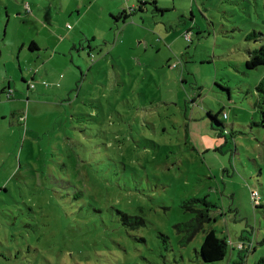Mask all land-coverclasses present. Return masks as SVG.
Returning a JSON list of instances; mask_svg holds the SVG:
<instances>
[{"label": "rangeland", "instance_id": "374dc122", "mask_svg": "<svg viewBox=\"0 0 264 264\" xmlns=\"http://www.w3.org/2000/svg\"><path fill=\"white\" fill-rule=\"evenodd\" d=\"M260 47L264 0H0V264H254Z\"/></svg>", "mask_w": 264, "mask_h": 264}, {"label": "trees", "instance_id": "16d2710c", "mask_svg": "<svg viewBox=\"0 0 264 264\" xmlns=\"http://www.w3.org/2000/svg\"><path fill=\"white\" fill-rule=\"evenodd\" d=\"M128 16L126 10L121 11L116 18L122 17L125 19ZM250 35H254L251 33ZM30 48H36L34 43L32 42ZM259 65H264V48L260 47L258 50H255L249 54L248 59L246 60V66L248 68H255ZM256 89L258 92L263 93L264 98V78L256 85ZM207 115L216 120L217 116L212 114L211 111H207ZM202 202L206 207L205 208H196L195 203ZM214 206L212 203L206 200V198H193L189 201L183 203V207L186 210H189L194 213L193 220L189 223L191 224L195 230H200L203 232V241L200 245L199 253L203 261L205 262H214L219 261L224 258L227 251V242L224 238L217 236L215 230L213 228L205 229V224L212 221V217L210 214V207ZM254 207H260L262 211V215L264 216V204L260 202ZM252 240V239H250ZM255 249V245L252 242V247L250 251ZM254 264H264V254L261 255Z\"/></svg>", "mask_w": 264, "mask_h": 264}, {"label": "built area", "instance_id": "2783aa9c", "mask_svg": "<svg viewBox=\"0 0 264 264\" xmlns=\"http://www.w3.org/2000/svg\"><path fill=\"white\" fill-rule=\"evenodd\" d=\"M31 87H33V84L31 83L30 84ZM251 198H252V201H253V204L254 206H256L257 204H259L260 202V195L258 193L257 190L255 189H252L251 190ZM252 247V241L249 240L247 244H245L244 242L243 243H239L238 244V249L241 250L242 249H248L247 251H249V249Z\"/></svg>", "mask_w": 264, "mask_h": 264}]
</instances>
